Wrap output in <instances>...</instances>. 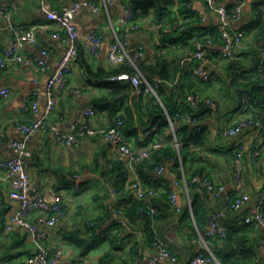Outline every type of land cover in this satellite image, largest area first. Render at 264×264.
<instances>
[{"label":"crops","instance_id":"0c3cea01","mask_svg":"<svg viewBox=\"0 0 264 264\" xmlns=\"http://www.w3.org/2000/svg\"><path fill=\"white\" fill-rule=\"evenodd\" d=\"M92 1L99 5L102 4L101 0ZM130 1L115 0L113 6L108 9L103 7L98 14H94L88 9H82L76 16L75 23L82 36L87 35L93 28H98L103 30L102 33L105 37L96 57L90 55L80 43L79 61L73 67L70 78L66 83L57 85L55 89L56 108L49 119L51 124L59 125L64 131H71L73 125L83 121L90 101L98 93V89L93 83L95 81L88 78L82 61L89 63L94 70L101 66L111 67L107 60L109 46L117 35L121 36L122 27L119 19L123 14V5L129 4ZM69 5V0H46L48 9L62 10ZM191 5L200 15L199 23L196 25L206 28L217 25L216 14L211 8H207L202 0H191ZM238 6L242 11V20L234 25L235 29H241L248 25L255 16L252 11V0ZM3 7L9 9V15H0V54L8 47L15 28L22 31L32 30L37 36L38 43L34 46H26L24 53L30 58H35L40 56L41 50H48L51 69L47 73H42L34 65L25 66L16 63L0 72V89L10 90L8 98L0 101V160L10 159L14 156L13 150L10 148L12 141L25 140L15 127L18 122L31 121L30 114L24 112V107L37 94L41 97L42 108L45 107L47 80L65 50V45L54 38V27L45 13L40 10L37 0H0V8ZM138 23V32L129 37L130 47L135 49L138 46H143L145 54L153 58L156 45L159 43L156 34L158 28L156 19L151 14L142 17ZM247 40L248 37L244 39L243 46L235 57V60L244 64L249 63L252 52ZM254 46L257 44L254 43ZM226 65L227 62L221 57L220 52L213 56L210 70L218 76V81L211 85L201 86L204 96H213L219 102L225 101L227 97V89L224 85ZM229 102L231 109L226 110L222 116L215 113L206 119L205 124L209 136L207 151L194 163L192 170V172H202L208 178L224 184L227 194L234 198L241 193L249 195L250 200L241 211L226 214L225 225L237 216L239 223H242L246 213L256 208L259 201L262 202V210L264 209V177L261 169V162L264 160V129H251L237 138H224L221 133L226 125L241 118L250 117L253 112H256L250 107V103L244 102L245 105L239 111L227 114L235 108V104H238L235 99L234 102L231 99ZM95 123L98 126L106 127L103 121L96 119ZM26 144L32 153L28 167L31 175L32 193L42 192L50 203L54 202L55 198L61 197L68 213L67 220L51 232L53 252L56 250L55 248L64 249V258L61 264H79L80 249L76 245L62 241L58 232L63 228L80 227L85 221L101 214L103 206L116 203L118 198L112 196L109 178L104 176L103 172L109 169L116 160L121 161L124 158L116 152L111 143L91 137H86L73 147L65 148L58 145L49 134L41 133L26 139ZM240 146L244 152V168L241 181L238 183L235 171ZM181 174L176 176L168 171L163 174V177L172 186L174 179H182ZM196 188L202 196L207 215L225 207L224 198L214 199L205 189L199 186ZM188 189L189 195L186 194L183 183L177 189L179 203L183 209L185 207L192 209L189 185ZM15 206L16 203L11 198L10 181L0 180V264H11L15 261L12 259L10 262L9 259L16 258L19 252L32 251L26 241L21 243L19 240L14 241L7 237L4 226L10 211ZM192 226L196 227L195 223ZM156 227H158L156 230L158 237L166 242L170 251L178 257L177 264H187L195 252L203 249L197 241L199 236L197 239H189L191 230L188 223H180L177 214L170 210L157 220ZM140 229L141 225L138 224L132 226L131 231H123L122 252H116L115 259L110 264H146L147 258L154 256L153 245L144 242ZM128 234L138 237L139 256L137 257L130 254L133 239L126 238ZM247 246L255 254L251 263L264 264V231L257 229L250 235ZM110 248L109 242H104L99 248L92 250L86 260L89 261V264H102L100 258ZM22 259L25 260V256ZM16 261L20 262V260ZM159 264L171 263L162 261Z\"/></svg>","mask_w":264,"mask_h":264},{"label":"trees","instance_id":"16d2710c","mask_svg":"<svg viewBox=\"0 0 264 264\" xmlns=\"http://www.w3.org/2000/svg\"><path fill=\"white\" fill-rule=\"evenodd\" d=\"M202 1L207 6V1ZM227 1L229 0H226L227 8L231 11L248 0H230L232 2L228 3ZM128 5L136 15L137 21L151 14L156 19L158 26L156 34L159 43L156 45L155 55L151 58L146 54L143 60L137 61V67L149 81L152 82L153 79L158 78L163 83L156 89L157 97L142 86L141 94L137 98L132 94L134 88L129 82L109 80L110 77L124 72H134L129 64L107 68L101 66L94 70L89 63L82 61L88 78L95 81L93 83L98 89L89 107L95 111L96 119L103 121L106 127L111 128L122 121L125 137L135 140L138 148L149 146L156 136L166 137L167 146L154 151L150 158L140 162L136 166V171L145 188L157 192V197L151 201L158 210L157 220L170 210L177 214L180 223H188L191 230L189 239H197L199 233H206L209 216L197 186L192 185L191 181L196 176L202 178L207 176L202 172H192V170L194 163L207 151L209 136L205 123L206 119L212 115L213 109L205 103L193 107L187 102L186 96L189 93L203 95L201 86L211 85V83L206 84L193 77L191 68L197 64L195 61L190 65H182V61L195 51V40L210 39L214 44L220 45V33L217 25L210 28L196 25L199 23L200 15L192 7L191 0H180L177 7L170 0H131ZM252 11L255 13L254 19L241 28L245 33V38L248 37L247 43L250 44L252 50L249 63L244 64L237 59L227 62L226 81L224 82L227 89L225 101L219 102L213 96H207L215 102V113L218 116H222L226 110L231 109L230 99L233 102L235 99L238 104H235V108L227 114L239 111L245 105L244 102L250 103V107L256 112L245 119L259 120L264 125V0H252ZM254 43L257 46H254ZM217 53L214 52L210 59ZM165 112L172 118L179 113L177 122H180V125L176 131L181 143L179 151L171 145L174 139ZM188 117L196 118L197 124L187 123L186 118ZM150 131H153L152 134L145 136ZM180 159H182L188 185L191 187L192 209L185 207L180 213H176L169 201L172 191L171 184L164 180L163 175L158 176L154 170L163 164L169 168L170 172L180 176L182 172ZM29 161L31 162V159ZM29 165L28 162L27 168ZM128 174L125 159L116 160L109 169L103 172V175L109 178L112 189H117L119 193L116 203L106 204L101 214L85 221L80 227L63 228L58 232L62 241L76 245L80 249V258H87L92 250L99 248L104 242H109L111 248L100 258L102 264L112 263L115 253L122 252V236L119 233L109 232L107 236H103L105 224L113 219L115 210L122 212L131 227L141 225L140 230L144 242L153 245L156 241L158 227L156 225L152 227L151 220L147 216L146 203L138 201L134 193L126 187ZM192 222L196 227L192 226ZM113 227H118V225L113 223ZM226 227L228 234L225 239L206 237L213 245L212 252L217 261L220 264H252V257L255 254L248 249L247 245L250 235L258 229L257 226L245 224L243 219L242 223H239L237 216L230 220ZM7 237L10 240H19L21 243L26 240L25 236L19 233H10ZM126 238L133 239L130 254L133 257L139 256L138 237L128 234ZM197 253L195 252L194 256ZM17 255L16 258L9 259L10 262L12 259L15 261L11 264H28L27 260L32 256V251H21ZM24 256L25 260L22 259Z\"/></svg>","mask_w":264,"mask_h":264},{"label":"built area","instance_id":"2783aa9c","mask_svg":"<svg viewBox=\"0 0 264 264\" xmlns=\"http://www.w3.org/2000/svg\"><path fill=\"white\" fill-rule=\"evenodd\" d=\"M37 1L40 5V10L45 13L47 19L54 27V38L65 45V50L56 63L52 75L47 80L45 107L42 108L41 97L38 94L24 107V112L30 114L31 121L18 122L15 127L25 140H14L10 143L14 156L10 159L0 160V180L6 179L10 181L11 198L16 203V206L7 217L5 231L7 234L19 233L25 236V241L32 249V256L27 260L28 264H61L64 258V249L55 248L56 250L53 252L54 245L51 232L67 220L68 213L64 208V202L61 197L55 198V201L50 203L45 199L42 192L32 193L31 175L27 168L28 162L32 158V153L27 147L26 139L37 134L47 133L58 145L65 148L77 145L86 137L101 139L111 143L115 147L116 152L125 159V165L129 172L126 187L134 193L138 201L146 203L147 216L151 220L152 227H155L159 215L158 210L151 202L152 199L157 197V192L153 189L145 188L139 179L136 166L143 160L150 158L154 151L167 146V141L164 136H156L149 146L138 148L134 140L125 137L122 130V121H119L111 128L96 125V113L91 107L86 110L83 121L73 125L71 131H64L59 125L50 123V116L56 108L55 89L57 85L66 83L70 78L73 67L78 61L80 43L83 44L90 55L96 57L105 37L104 33H102L103 30L98 28H93L87 35L82 36L75 23L76 16L82 9H88L94 14H98L103 7L108 9L113 6L115 0H101V5L96 4L92 0H69L70 5L62 10L48 9L46 0ZM170 1H173L176 7L180 2V0ZM206 1V7L211 8L217 16V29L220 33L221 44L216 45L210 39L205 41L195 40V51L183 59V65H190L195 61L197 64L191 68L193 77L204 83H213L218 81V76L210 70V56L214 52H220L226 62L235 59L238 51L243 46L245 33L243 30L235 29L234 27L235 24L240 23L242 20V11L239 6L229 11L226 0ZM0 15H9V9L7 7L0 8ZM119 23L122 27V33L121 36L117 35L114 42L110 44L107 60L111 67L129 64L134 69V72H124L110 77L109 80L129 82L134 88L132 94L137 98L141 94L142 86H145L147 88L146 91L157 97L156 89L163 81L155 78L151 82L141 73L137 67V61L145 58L144 47L138 46L135 49L130 47V35L139 30V23L130 5H123V14L119 19ZM37 43L38 39L34 31H22L15 28L8 47L0 54V72L17 63L25 66L34 65L42 73H47L51 69L48 50H41L40 56L35 58H30L24 53L26 46H34ZM9 95V89H0V101L7 99ZM186 100L193 107L200 103H205L212 107V115L215 114L216 104L208 96L199 93H189L186 96ZM165 116L171 126V133L174 139L171 145L179 151L181 143L176 134L180 125V122H177L179 113L172 118L165 112ZM186 121L192 125L197 124L196 118L188 117ZM251 129L263 130L264 125L259 120L239 119L226 125L221 134L224 138H237ZM152 132H148L145 136L151 135ZM243 153V148L240 146L235 171L238 183L241 181L244 168ZM180 167L182 179H174L169 197L170 205L176 213L182 211L177 190L182 186V183L186 194L189 195L182 159H180ZM261 169L264 177V160L261 162ZM168 171L169 168L163 164L154 170L158 176H162ZM191 182L192 185L205 189L214 199L224 198L225 207L208 215L209 224L206 233H199V239L197 240L203 249L191 258L187 264H220L212 252V243L206 237L225 239L228 234L227 227L224 224L226 214L228 212L241 211L249 202L250 197L248 194L241 193L234 198L227 194L224 184L208 177L196 176L192 178ZM111 193L113 197L118 198L117 189H112ZM243 222L245 224H255L258 229L264 231V213L261 201H259L256 208L246 213L243 217ZM113 223L117 224L118 227H113ZM131 229L132 227L122 212L115 210L113 219L105 226L103 236H107L109 232L119 233L122 236L123 231H131ZM156 237V241L153 244L154 256L147 258L146 264H159L162 261L177 264L178 257L170 251L166 242L158 236ZM79 264H89V261L86 258H81Z\"/></svg>","mask_w":264,"mask_h":264},{"label":"rangeland","instance_id":"374dc122","mask_svg":"<svg viewBox=\"0 0 264 264\" xmlns=\"http://www.w3.org/2000/svg\"><path fill=\"white\" fill-rule=\"evenodd\" d=\"M1 241V240H0Z\"/></svg>","mask_w":264,"mask_h":264}]
</instances>
